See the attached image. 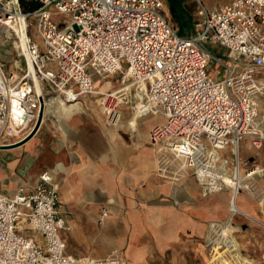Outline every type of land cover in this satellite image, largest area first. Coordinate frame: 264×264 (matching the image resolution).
Listing matches in <instances>:
<instances>
[{
	"label": "built area",
	"instance_id": "built-area-1",
	"mask_svg": "<svg viewBox=\"0 0 264 264\" xmlns=\"http://www.w3.org/2000/svg\"><path fill=\"white\" fill-rule=\"evenodd\" d=\"M193 1L197 19L190 35L181 37L162 0H36L30 13L19 0H0V44L9 45L14 57L7 69L0 61V144L33 136L55 98L103 99L108 124L118 125L120 104L113 92L96 96L95 84L120 74L145 106L143 115L163 118L148 135L161 178L174 177L175 167L194 179L203 198L233 191L263 205L264 189L255 178H264V168L240 163L238 148L242 140L255 151L264 145V114L258 119L264 0H231L212 9ZM56 16L66 19L57 22ZM32 26L38 41L30 37ZM208 43L226 50L227 63L209 54ZM210 63L215 75L208 73ZM228 149L231 160L219 154ZM238 166L247 185L234 189ZM221 225L211 224L205 241L212 259L215 251L229 252ZM61 231L70 228L49 174L31 192L0 195V264H124L116 253L101 260L66 256Z\"/></svg>",
	"mask_w": 264,
	"mask_h": 264
},
{
	"label": "crops",
	"instance_id": "crops-1",
	"mask_svg": "<svg viewBox=\"0 0 264 264\" xmlns=\"http://www.w3.org/2000/svg\"><path fill=\"white\" fill-rule=\"evenodd\" d=\"M76 102L79 112H69L63 102L55 112L45 111L29 139L0 145V195L31 192L49 174L70 228L60 232L66 256L101 260L116 253L124 264H212L205 248L209 226L232 215L231 193L203 198L194 179L175 167L174 177L159 176L157 155L141 140L152 148L149 132L162 122L132 132L120 108L122 118L112 126L97 100ZM251 150L240 163L264 168V145ZM255 182L264 189V178ZM240 195L236 206L243 215L234 216L231 226L248 227L242 237L252 243L259 236L254 223L264 222V204Z\"/></svg>",
	"mask_w": 264,
	"mask_h": 264
},
{
	"label": "rangeland",
	"instance_id": "rangeland-1",
	"mask_svg": "<svg viewBox=\"0 0 264 264\" xmlns=\"http://www.w3.org/2000/svg\"><path fill=\"white\" fill-rule=\"evenodd\" d=\"M201 2L207 9H212V8L220 6V5L224 6V5L229 4L228 0H201ZM184 7L189 12V14L191 15L192 25H193V23L197 19V17H196V5H195L194 1L193 0H187L184 4ZM164 11L168 15L170 22H171V25L173 26L174 24L172 21V15L168 10V7L166 5L165 0H164ZM64 19H66V18L63 16H56L54 18V20L57 22H61ZM30 22L32 25L34 24L33 20H31ZM175 29H176L177 34L181 37H188L190 35V32H191V30H190L189 32L187 31V32H183V33H178L177 26L175 27ZM30 37L32 39H34L35 41H38V39L36 38V32H35L34 26H32L30 29ZM206 50L214 58L221 59L224 63H227L226 58L224 56L226 53V50H224L223 48H220L218 46H215V45L208 43V44H206ZM13 58L14 57H13L10 46L9 45H1L0 46V61H1V63H5L4 64L5 69L8 68L7 64L12 62ZM124 68H125V65L123 64V69ZM214 69H215V67L213 66L212 63H210L208 65V73L209 74L213 73L215 75ZM106 84L109 85V88L106 90V92L104 94H107L108 91H110V92H113L112 95L115 92H117L119 89L123 88L124 87L123 85L130 86L129 91L125 95H123L124 100L121 103L118 102V104L121 105V106H119V108L122 111L121 113L123 114V118L128 119L130 117V119L128 120V125H129L132 132L136 131V127L139 131L143 132L147 128H149L150 126L163 122V118L161 116L151 115V114L144 116L140 120L136 111L133 110L134 107L136 106V104L138 103V100L135 98L136 92H135L134 88L131 87V83L129 81H123V82L121 81V75L120 74H116V75L112 76L109 79V82H101L98 80L95 84V89H97L98 92H100ZM122 94H124V93H122ZM96 96H98V95H96ZM84 99H86V101L91 102V103H94L93 102L94 100L100 101V105L103 102V99L100 100V98H98V97H87ZM114 99L117 101L116 98H114ZM49 116H50V113H49ZM262 116H263L262 114H259L258 119L262 120ZM133 122H135V129H134V126H132ZM12 142L13 141H9L7 143H12ZM141 143L144 147H146V149H153V151L156 154V148L155 147H152V148L149 147L147 145V143L143 140H141ZM0 145H3V144H0ZM248 146H249L248 140L240 141V143H239V155H240L241 160H243L245 157L253 155L251 148H249ZM219 154L223 155L225 158H227L229 160L232 159V154H231L230 149L226 150L224 153H219ZM0 156H1V154H0ZM254 224H255L254 229L257 230L259 236L257 235V237L253 240L252 243L244 242V238L242 236H244V235H246V233H248V231H247L248 227L242 228L241 223H237V224H234L232 226L234 228V231H235V233L233 235L235 237V241L239 245L240 254H241L242 258L250 261L253 264H264V261H263V257H264V222H263V224H260V223L259 224L254 223ZM28 237L30 238V237H32V235H28ZM207 254H208L209 260L212 261L213 260L212 256L208 252H207ZM223 255L227 261H229L230 263L232 262L231 264L234 263V261L231 259V256L233 254H229V252H227V253H224ZM230 260H232V261H230Z\"/></svg>",
	"mask_w": 264,
	"mask_h": 264
},
{
	"label": "bare ground",
	"instance_id": "bare-ground-1",
	"mask_svg": "<svg viewBox=\"0 0 264 264\" xmlns=\"http://www.w3.org/2000/svg\"><path fill=\"white\" fill-rule=\"evenodd\" d=\"M123 86H124L123 88L119 89L117 92H115L113 95H111L112 96L111 98L113 99V102H115L116 104H118V102L121 103L124 100V98L122 96L125 95L129 91L130 86H127V85H123ZM108 88H109V85L106 84L102 88V90L100 92H97V95H100V96L105 95L104 93L106 92V90ZM122 93H124V94H122ZM114 98H116L117 101ZM135 98L138 100V103L136 104V106L134 107L133 110L136 111L138 117L141 120L145 116L142 113L143 112L142 111L143 110V107H145V106L142 105V103L140 102V98L137 95L135 96ZM63 102L64 101H62L60 98L52 99L50 101L49 105H48V110H52V112H55L58 109L59 105L61 103H63ZM109 102H111V100H109ZM64 103L67 106L69 112H79L80 111V102H76L74 104H71V103H67L66 104V102H64ZM97 103L100 104V101H97ZM102 104H103V102H102ZM101 107H102V110H103V106H101ZM104 108H105V106H104ZM238 160L240 161L241 159L238 158ZM234 172H235V179H233V181H231V185L234 187V189L240 188V187H246L247 183L245 182V178H243L244 170L240 166H238V168ZM230 193H231L232 200H231V203H230L229 211L232 213V215L229 216L227 218V220L221 225L222 226L221 227L222 231H221L220 237L221 238H225L226 239V242L228 243V251H229V254H233L231 256V259L234 261L233 264H253L250 261H248V260H246V259H244V258L241 257L239 245L235 241V237L233 235L235 233V231H234V228L231 226L232 221L234 219L233 218L234 216H236V215L242 216L243 215L242 214L243 212L241 213L239 211V209H238L239 207L237 208V206H236V198L241 193H237L236 192L235 194H233V191L230 192ZM238 197H241V195L238 196ZM223 254L224 253H219L218 251H215V256L213 257V260L211 261V263L212 264H231L232 262L230 263L229 261H227L224 258V255ZM232 260H230V261H232ZM263 261H264V257H263Z\"/></svg>",
	"mask_w": 264,
	"mask_h": 264
},
{
	"label": "trees",
	"instance_id": "trees-1",
	"mask_svg": "<svg viewBox=\"0 0 264 264\" xmlns=\"http://www.w3.org/2000/svg\"><path fill=\"white\" fill-rule=\"evenodd\" d=\"M187 0H165L169 12L172 15L173 28L177 26L178 33L189 32L192 28V18L185 9L184 4ZM24 13L33 12L38 8L36 0H19ZM176 31V29H175Z\"/></svg>",
	"mask_w": 264,
	"mask_h": 264
},
{
	"label": "water",
	"instance_id": "water-1",
	"mask_svg": "<svg viewBox=\"0 0 264 264\" xmlns=\"http://www.w3.org/2000/svg\"><path fill=\"white\" fill-rule=\"evenodd\" d=\"M31 137V136H30ZM29 139V138H28ZM26 141V140H25Z\"/></svg>",
	"mask_w": 264,
	"mask_h": 264
}]
</instances>
